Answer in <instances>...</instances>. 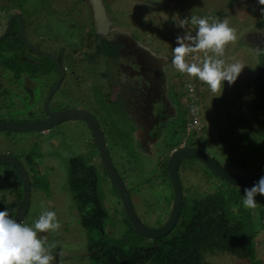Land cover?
Wrapping results in <instances>:
<instances>
[{
  "label": "rangeland",
  "instance_id": "374dc122",
  "mask_svg": "<svg viewBox=\"0 0 264 264\" xmlns=\"http://www.w3.org/2000/svg\"><path fill=\"white\" fill-rule=\"evenodd\" d=\"M91 2L93 1L0 0L2 5L0 29L8 16L18 10L25 22L27 40L37 49L55 54L66 66L67 75L64 81L66 84L69 83L70 88L59 87L49 102V109L56 111L58 108H66L65 106L77 103L95 110V115L103 127L112 160L128 183L127 189L132 198L136 197V201L133 202L135 211L146 225L160 226L159 224H163L168 217L172 190L168 176L165 170L163 171L165 159L162 156L165 149L182 144L185 140L187 144L201 145L206 152L234 173L249 175L264 172V135L250 128L249 123L253 128L254 123L246 113L249 88L243 87L244 81L258 70L264 53V12L261 11L264 5H260L258 0H101L115 27L126 30L143 42L148 50L157 55L167 56L170 60L172 48L176 47L177 35L185 33V29L176 26V19L190 17L193 14L201 17L213 16L221 20L228 19L230 26L236 29L237 40L226 47L223 59L227 63L240 61L246 65L234 84L229 85L225 81L220 96H214L219 93H212L208 85L198 79L177 72L172 63H164L162 66L168 83V94L165 97L167 104L163 109L168 115L163 132L167 139L157 147L153 156L138 153L132 147L134 143L132 142L130 146L123 136V127L128 125L118 126L111 123L103 113L96 96L97 94L106 96V93L101 91L105 87L104 83H110L111 80L108 76L101 79L100 71L105 70L107 73L106 62L103 59L95 64V69L77 68L74 76L69 74V68L74 60L63 55L79 42L83 49H87L86 51L92 52L95 48V36L91 33L93 20L88 10L89 7L92 8ZM13 24L15 32L18 31V21L14 20ZM193 29L194 26L189 27V31ZM98 49L101 54L106 53L105 45ZM0 53L1 73L10 62L8 55L16 57L22 55L13 61L16 66L14 73L4 71L0 76V120L12 118L17 121H33L37 116L44 117L42 109L40 113H35L34 110L43 108L48 89L58 79V71L53 69L56 67L54 62L29 50L13 36L0 39ZM24 55L39 59L44 62V66H31L22 58ZM30 70L34 76L41 72L52 74L45 86L41 85L42 77L37 76L33 90V94L36 95L34 104L31 103L30 95L16 86V83L24 79L18 77V71L28 74ZM57 99L60 101L57 102L59 105L53 103ZM97 103L101 107L97 106ZM168 105L170 109H166ZM26 110H32L33 116H30V112L26 113ZM109 111L111 110L107 108V115ZM197 114L200 121L194 133L188 128L192 126L193 120L199 117ZM50 138L54 139L52 143L54 148L59 149L47 145ZM0 151L20 159L29 175L30 202L22 223L33 225L45 208L57 214L61 228L47 234L49 243L57 244V248L53 249L56 256L53 264H90L86 255V242L90 232L79 221L68 180L69 170L75 161L87 163H92V159L97 161L87 125L71 121L46 135L32 131H0ZM26 154H29L30 158H26ZM95 166L99 173V197L110 214V222L106 228H111L116 221L118 222V217H124V213L119 206L116 191L107 181L103 169L99 168L96 162ZM179 175L184 201L204 199L205 196L209 201H214L212 194L220 191L219 185H225V182L219 180L205 165L192 158L182 161ZM17 178L10 165H0V210H4L9 201L15 198L9 197V194ZM245 188L230 185L222 190L220 195L228 215L245 219L244 223L247 226L258 228L252 245L253 253L250 252L248 257L208 252L202 261L203 264H264V198L257 195L255 197L257 208L245 209L242 205ZM20 191L22 192L21 187ZM237 201L241 209L235 208ZM120 221L118 229L124 224V221ZM146 241L149 242V239Z\"/></svg>",
  "mask_w": 264,
  "mask_h": 264
},
{
  "label": "trees",
  "instance_id": "16d2710c",
  "mask_svg": "<svg viewBox=\"0 0 264 264\" xmlns=\"http://www.w3.org/2000/svg\"><path fill=\"white\" fill-rule=\"evenodd\" d=\"M11 36L21 41L18 31L15 32L13 27L5 38ZM8 56L10 62L7 65L14 68L13 61L17 57ZM243 87L249 88L246 113L254 123V128L249 123L250 128L264 135V53L258 70L244 81ZM26 158H30V155L26 154ZM74 163L69 170L68 180L79 221L90 232L86 242V255L90 264H203L202 261L208 252L240 256L253 253L252 245L258 228L247 226L245 219L234 218L226 213L224 200L220 195L223 188L212 194L214 201H209L207 197L205 200H183L174 228L165 236L148 238L136 232L125 215L118 217V222L111 227L113 230L106 228L110 222V214L99 197L97 168L83 161ZM12 170L15 173L13 168ZM17 182L13 187L20 191L21 183L18 178ZM19 191L18 197L21 195ZM18 199L7 205L10 215L14 212ZM117 199L119 201L118 195ZM238 203L239 201L236 204L234 202L235 208L241 209ZM119 206L121 207V204ZM119 220L124 221L120 229Z\"/></svg>",
  "mask_w": 264,
  "mask_h": 264
},
{
  "label": "flooded vegetation",
  "instance_id": "af4514ba",
  "mask_svg": "<svg viewBox=\"0 0 264 264\" xmlns=\"http://www.w3.org/2000/svg\"><path fill=\"white\" fill-rule=\"evenodd\" d=\"M88 10H89L90 16H92V20H93L92 8L89 7ZM104 10H105V14L107 16V19L109 21V24L106 27H104V29L102 31H100L95 26V22L93 20L92 21L93 24L91 23L93 25V31L91 32L90 30H88V32L90 31L95 36V48H94V50L92 52L86 51L87 49H85V48L83 49L81 46L82 44L79 42V44L76 43L77 46L73 47L72 50L66 52L63 55L67 59L74 60L71 64V67L69 68V74L71 76H74L75 70L77 68H80L82 70H84V69L85 70L86 69H91V70L95 69V64H97V62L99 60L103 59L104 62H106L105 68L107 69L106 70L107 73H105V70L100 71L101 79L103 80L104 76H108L111 78V80H110V83L109 82H106V84L104 83L105 87L101 91L104 94L106 93V96H103L101 94H97L96 98L102 107L99 106L98 103H97V106L101 107V109L103 108V113L109 118V122L114 123L118 126H121L122 124L128 125L127 127H123L124 128V135L123 136L130 143V146H132V142H133L134 145L132 147H134V149H136V151L138 153H140L141 155H153L157 151V147L161 143H163L165 139H167V135L166 134L163 135V132H164V127L167 125V123H165V122L167 121L168 115L164 113L165 110H163V109L165 107V104H167V100L165 97L168 94V83L166 81L167 75L164 73V67L162 68V66L164 65V63H171V60L168 58V60L165 62L163 60L157 59V57H161L162 55H157V53L151 52L150 50H148V48H146V46L144 45L143 42L137 40L134 36L131 35V33L127 32L126 30H122L118 27H115L111 23L105 8H104ZM1 11H2V5H0V14H1ZM16 13L20 14V12L18 10H16L12 14H16ZM12 14H10L8 16V19L10 18V16ZM8 19H7L6 23L3 24L2 29H0L1 30L0 36L3 35L5 30H6ZM14 20H17V19L12 20L9 32L11 31V29L14 25L13 24ZM0 22H1V18H0ZM27 24L29 26V23H27ZM74 25H76V24H74ZM90 27H91V25H90ZM19 29H20V24L18 21V35L20 37ZM24 30H25V22H24ZM9 32H8V34H9ZM101 45H105L106 53L101 54L98 51L99 50L98 48ZM29 50H31V49L29 48ZM81 51H83L84 55L82 54ZM150 54H152L156 58L154 59V58L150 57V56H152ZM73 55H74L76 60L74 59ZM21 56L22 55H20L19 57H21ZM19 57H17V58H19ZM56 57H57L58 61L60 62V64L63 66V70H64L63 81H64L65 77L67 75L66 74V66L62 64V62L59 60L58 56H56ZM22 58L25 59V62H29L31 66L32 65L44 66V62L39 61V59H34L30 55H24ZM50 60L52 61V63L54 62L52 59H50ZM53 64L56 65L55 62ZM55 68L53 67L54 70L58 71V76H59L60 71L58 69V66L56 65ZM15 70H16V66H14V68H9V67L4 68V71H8L9 73H11V72L14 73ZM3 72L2 73L0 72V76L3 75ZM17 75L19 78H22V77L24 78V79L20 80L18 83H16L17 89L23 90L24 93L27 92V94H29L31 97V103L34 104V103H36V99H35V95L33 94V90L35 89V86H36L37 76L39 75L38 78L42 77L41 79L43 80V82L41 83V85L45 86V84L47 83V79L52 74H49L48 72H41V73H37L36 74L37 76H34L32 74V71L30 70V72L28 74H25L21 71H18ZM63 81H62L63 87L70 88L69 83L66 84V81H64V82ZM51 88H52V86H50V88L48 89V92L50 91ZM168 104H169V102H168ZM56 105H59V103H56ZM65 107L66 108H70V107L85 108L88 111H90L98 121V118L95 115V110H92V108L88 109V107H84L83 105H79L77 103H74L73 105H69V106H65ZM66 108H58L56 111L61 110V109H66ZM107 108H109L111 110V111H109L108 115L106 113ZM168 108L170 109L169 105L167 106L166 109H168ZM40 109H42V107L38 108L37 110H34V112L40 113L41 112ZM27 112L28 111L26 110V113ZM29 112L31 113L30 116H33V111L31 110ZM36 118L41 119V118H39V116H37ZM74 121H79V120H74ZM70 122L71 121H66V122L60 123V124L52 127L45 134H49L51 132H54V131L58 130L60 128V126H62L63 124L70 123ZM79 122H83V121H79ZM83 123H85V122H83ZM99 125H100V123H99ZM100 127L103 130V127L101 125H100ZM37 134H40V133L37 132ZM103 134H104V131H103ZM104 136H105V134H104ZM53 141H54V139L50 138V143H47V142L46 143L50 147L54 148V146L52 145ZM180 146H195V147L203 149V147L201 145L187 144V142L185 140L182 144H177L175 147H170L168 149H165L164 155L162 156V158L165 159V165H166V161H167V158H168L170 152L174 148H178ZM54 149H59V148L55 147ZM94 149H95V147H94ZM95 154L97 156V161L92 159L93 162L92 163L90 162V163L95 166V162H96L99 165L98 167L102 168L104 170V168L101 164V161L99 159V156L96 152V149H95ZM110 156H111V154H110ZM111 159H112V157H111ZM181 163H180V165H181ZM113 164H114L115 168L117 169V171L119 172L122 180L125 182V186L127 189L128 183L123 179V175H122L121 171L115 165L114 161H113ZM164 170H165V168H163V171ZM179 171H180V166H179L178 173H179ZM104 172H105V170H104ZM164 172L166 173V170ZM215 176L219 180L223 181L217 175H215ZM106 179L109 182L107 177H106ZM181 184H182V182H181ZM224 184L225 185L221 184L219 186L221 188L225 189L228 186L232 185V184L227 183V182H225ZM170 186H171V184H170ZM235 186H238V185H235ZM238 187L242 188V187H248V186H238ZM127 191H128V189H127ZM128 193H129V191H128ZM183 193L184 192H183V187H182V203L184 200L183 199L184 198ZM116 194H117V192H116ZM129 195L131 197L132 203L135 202L136 197L132 198V194H130V193H129ZM172 197H173V195H172ZM263 198H264V196H263ZM205 199H206V196L203 200H205ZM119 202L121 204L120 198H119ZM133 206H134V203H133ZM170 208H171V206H170ZM121 209H122V212L124 213V215L126 216V214L123 210L122 204H121ZM161 224H159V225H161Z\"/></svg>",
  "mask_w": 264,
  "mask_h": 264
},
{
  "label": "clouds",
  "instance_id": "9594fccd",
  "mask_svg": "<svg viewBox=\"0 0 264 264\" xmlns=\"http://www.w3.org/2000/svg\"><path fill=\"white\" fill-rule=\"evenodd\" d=\"M258 3L264 5V0H258ZM261 11L264 12V8ZM175 23L178 28L185 29V33L176 37L172 65L177 72L208 85L212 93H219L214 96H220L225 81L234 84L246 65L240 61L227 63L223 59L226 47L237 40L236 29L230 26L228 19L194 14L176 19ZM190 26H194L192 31H189ZM157 59L166 62L168 57ZM257 195L264 196V176L244 189L243 207L257 208ZM60 228L56 212L48 208L41 212L33 225L16 220L7 208L0 210V264H53L56 259L53 249L57 244L49 243L47 234Z\"/></svg>",
  "mask_w": 264,
  "mask_h": 264
},
{
  "label": "water",
  "instance_id": "95a60500",
  "mask_svg": "<svg viewBox=\"0 0 264 264\" xmlns=\"http://www.w3.org/2000/svg\"><path fill=\"white\" fill-rule=\"evenodd\" d=\"M92 1L93 2H91V4L93 20L95 22V26L100 31H102L104 27L109 24V21L105 14L104 6L101 0ZM13 19H17L19 21V34L23 44L34 52L38 53L39 55L52 59L58 66L60 72L58 79L56 80V82L54 83V85L52 86V88L47 93L44 99L42 110L45 116L43 118L36 119L33 121L0 120V131H32L46 133L52 127L66 121L79 120L85 122L89 127L93 145L105 170L107 178L109 182L113 185L115 191L117 192L120 198L123 210L126 214L128 221L131 223L135 231L139 234L148 238H159L167 235L174 228L175 224L178 221L182 208V184L178 170L180 163L184 159L192 158L201 162L223 181L232 185L251 186L254 184V182L258 181L261 176H264V172L249 175H240L233 173L227 168H225L222 164H220L217 160H215L205 150L195 146H180L178 148H174L170 152L165 166L173 195L170 212L164 223L160 226H147L142 222V220L137 215L134 209L131 197L126 189L125 182L122 180L119 172L113 164L109 149L106 144L105 136L103 134V130L100 127L99 122L97 121L95 116L87 109L81 107H70L58 111H51L49 109V102L51 98L58 92L59 87L61 86L63 81L64 70L57 57L53 53H49L46 51L44 52L42 50L37 49L27 40L24 32V20L22 15L19 13L12 14L10 16L7 22L6 30L4 34L0 36V39H3L7 36ZM81 52L84 55L83 51ZM40 91L42 92V89ZM58 101L59 99L55 100L53 103L56 104ZM1 164H7L12 166L16 173V176L18 177L21 183V199L19 200L14 212L12 213V217L22 222L24 215L28 210L30 202L31 189L29 175L25 167L22 165L20 159L11 155L10 153L0 152V165Z\"/></svg>",
  "mask_w": 264,
  "mask_h": 264
},
{
  "label": "crops",
  "instance_id": "0c3cea01",
  "mask_svg": "<svg viewBox=\"0 0 264 264\" xmlns=\"http://www.w3.org/2000/svg\"><path fill=\"white\" fill-rule=\"evenodd\" d=\"M150 55H152V54H150ZM150 57H152V58H154V59L156 58V57L153 56V55L150 56ZM61 86H63V85L61 84ZM61 86H60V87H61ZM0 152H2V151H0ZM4 165H7V164H4ZM18 191H19L18 188H16V187H12V188H11V191H10V194H9V197H12V196H13V197H15L13 200H17L18 198H19L18 200H20V199H21V195H20V193H19L20 197H18V193H17ZM13 200H12V201H13ZM8 204H9V203H8Z\"/></svg>",
  "mask_w": 264,
  "mask_h": 264
},
{
  "label": "built area",
  "instance_id": "2783aa9c",
  "mask_svg": "<svg viewBox=\"0 0 264 264\" xmlns=\"http://www.w3.org/2000/svg\"><path fill=\"white\" fill-rule=\"evenodd\" d=\"M189 91H190V88L188 89ZM197 113V112H196ZM198 116H199V114H197ZM199 121H200V116L198 117V118H195L194 120H193V122H192V126L191 127H189L188 128V130H196V128L197 127H199L198 126V124H199ZM203 126V125H202Z\"/></svg>",
  "mask_w": 264,
  "mask_h": 264
}]
</instances>
